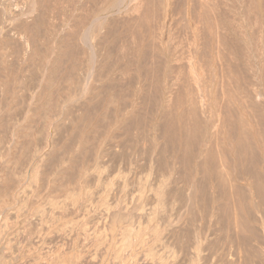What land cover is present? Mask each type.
<instances>
[{
	"label": "rangeland",
	"instance_id": "rangeland-1",
	"mask_svg": "<svg viewBox=\"0 0 264 264\" xmlns=\"http://www.w3.org/2000/svg\"><path fill=\"white\" fill-rule=\"evenodd\" d=\"M263 196L264 0H0V264H262Z\"/></svg>",
	"mask_w": 264,
	"mask_h": 264
},
{
	"label": "bare ground",
	"instance_id": "bare-ground-1",
	"mask_svg": "<svg viewBox=\"0 0 264 264\" xmlns=\"http://www.w3.org/2000/svg\"><path fill=\"white\" fill-rule=\"evenodd\" d=\"M86 79H87V77H86ZM87 81H88V80H87ZM95 83H96V82H95ZM66 94H67V93H66ZM200 98H201V97H200ZM101 100H102V99H101ZM203 100H204V99H203ZM90 101H91V100H90ZM110 101H111V100H110ZM112 104H113V103H112ZM204 106H205V105H203V107H204ZM55 110H56V109H55ZM191 111H192V110H191ZM54 112H55V111H54ZM192 112H193V111H192ZM65 116H66V115H65ZM65 116H64V118H65ZM53 119H54V118H53ZM194 123H195V122H194ZM191 124H192V123H191ZM188 125H189V123H188ZM57 127H58V126H57ZM189 127H190V126H189ZM185 128H186V127H185ZM187 129H189V128H187ZM52 130H53V129H52ZM54 130H56V129H54ZM54 130H53V131H54ZM104 131H106V130H104ZM191 131H193V130H191ZM196 131H197V130H196ZM187 133H188V132H187ZM247 134H248V133H247ZM51 135H52V134H51ZM181 137H182V136H181ZM43 142H44V141H43ZM191 142H192V141H191ZM53 147H54V146H53ZM53 147H52V148H53ZM52 148H51V149H52ZM49 149H50V148H49ZM42 151H43V150H42ZM205 152H206V151H205ZM207 153H208V152H207ZM238 153H239V152H238ZM205 154H206V153H205ZM64 155H65V154H64ZM41 157H43V156H41ZM87 157H88V156H87ZM185 157H186V156H185ZM204 157H205V156H204ZM43 158H44V157H43ZM43 158H42V160H43ZM88 158H89V157H88ZM94 158H95V157H94ZM186 158H187V157H186ZM85 159H86V158H85ZM64 160H65V159H64ZM103 160H104V159H103ZM91 161H93V160H91ZM223 161H224V160H223ZM85 162H86V161H85ZM203 162H204V160H203ZM102 163H103V162H102ZM104 163H105V162H104ZM220 163H221V162H220ZM100 164H101V163H100ZM102 165H103V164H102ZM104 165H105V164H104ZM96 166H97V165H96ZM200 166H201V165H200ZM202 166H203V165H202ZM109 167H110V166H109ZM84 168H85V167H84ZM96 169H97V168H96ZM202 169H203V168H202ZM77 170H78V169H77ZM203 170H204V169H203ZM89 171H90V170H89ZM94 171H95V168H94ZM94 171H93V172H94ZM97 171H98V170H97ZM97 171H96V172H97ZM102 171L104 172V170H102ZM111 171H112V170H111ZM204 171H205V170H204ZM222 171H223V170H222ZM222 171H220V172H221V173H224V172H222ZM224 171H225V170H224ZM96 172H95V173H96ZM98 172H99V171H98ZM98 172H97V174H98ZM74 173H75V172H74ZM86 173H87V172H85V175H86ZM89 173H90V172H89ZM216 173H218V172H216ZM221 173H220V174H221ZM87 174H88V173H87ZM90 174H91V173H90ZM241 174H242V173H241ZM71 175H72V174H71ZM82 175H83V174H82ZM116 175H117V174H116ZM118 175H119V174H118ZM138 175H139V174H138ZM223 175H224V174H223ZM134 176H135V175H134ZM210 176H211V175H210ZM219 176H220V175H219ZM221 176H222V174H221ZM122 177H123V176H122ZM222 177H223V176H222ZM224 177L226 178V176H224ZM74 178H75V177H74ZM88 178H89V177H88ZM96 178H97V176H96ZM101 178H102V177H101ZM104 178H105V177H104ZM106 178H107V177H106ZM117 178H118V177H117ZM220 178H221V177H220ZM127 179H128V178H127ZM143 179H144V178H143ZM226 179L228 180V178H226ZM231 179H232V178H231ZM71 180H72V179H71ZM108 180H109V179H108ZM112 180H113V179H112ZM120 180H121V179H120ZM122 180H124V179H122ZM139 180H140V179H139ZM224 180H225V179H224ZM251 180H252V179H251ZM114 181H115V180H114ZM116 181H118V179H117ZM141 181H142V180H141ZM77 182H78V181H77ZM95 182H96V181H95ZM143 182H145V180H144ZM157 182H158V180H157ZM162 182H163V181H162ZM240 182H241V181H240ZM83 183H84V182H83ZM121 183H123V182H121ZM159 183H161V181H160ZM224 183H225V182H224ZM248 183H249V182H248ZM118 184H119V183H118ZM140 184H141V183H140ZM143 184H144V183H142L141 185H143ZM146 184H147V183H146ZM228 184H229V183H228ZM83 185H84V184H83ZM113 185H114V184H113ZM119 185H120V184H119ZM138 185H139V184H138ZM210 185H211V184H210ZM217 185H219V184H217ZM255 185H257V184H255ZM76 186L78 187V185H76ZM106 186H107V185H106ZM108 186H109V185H108ZM60 187H62V186H60ZM74 187H75V186H74ZM100 187H102V186H100ZM100 187H99V188H100ZM109 187H110V186H109ZM111 187H112V185H111ZM114 187H115V186H114ZM159 187H160V186H159ZM161 187H163V186H161ZM216 187H217V186H216ZM240 187H241V186H240ZM85 188H87V187H85ZM85 188H84V189H85ZM154 188H155V187H154ZM256 188H257V187H256ZM262 188H263V187H262ZM61 189H62V188H61ZM103 189H105V188H103ZM107 189H108V188H107ZM124 189H125V187H124ZM142 189H143V188H142ZM156 189H157V188H156ZM158 189H159V188H158ZM44 190H45V189H44ZM75 190H76V188H75ZM75 190H73V191H75ZM79 190H81V189H79ZM79 190L77 189V191H79ZM128 190H129V189H128ZM135 190H136V189H135ZM154 190H155V189H154ZM159 190H160V189H159ZM161 190H162V189H161ZM223 190H224V189H223ZM262 190H263V189H262ZM83 191H84V190H83ZM140 191H141V190H140ZM156 191H157V190H156ZM162 191H163V190H162ZM80 192H81V191H80ZM86 192H88V191L86 190ZM141 192H143V191H141ZM160 192H161V191H160ZM165 192H166V191H165ZM227 192H228V191H227ZM230 192H231V191H230ZM232 192H233V191H232ZM257 192H258V191H257ZM62 193H63V191H62ZM68 193H69V192H66L67 195H68ZM76 193H77V192H76ZM78 193H79V192H78ZM83 193H84V192H83ZM129 193H130V192H129ZM157 193H158V192H157ZM223 193H224V192H223ZM69 194H70V193H69ZM71 194H72V193H71ZM73 194H74V193H73ZM73 194H72V195H73ZM88 194H90V193L88 192ZM119 194H120V193H119ZM140 194H141V193H140ZM151 194H152V193H151ZM158 194H159V193H158ZM160 194H161V193H160ZM257 194H258V193H257ZM74 195L76 196L77 194H74ZM83 195H84V194H83ZM83 195H82V196H83ZM123 195H124V194H123ZM125 195H126V194H125ZM162 195H163V194H162ZM170 195H171V194H170ZM84 196H86V194H85ZM90 196L92 197V195H90ZM153 196H154V195H153ZM153 196H151V197L153 198ZM158 196H159V195H158ZM63 197H64V196H63ZM69 197H70V196H69ZM73 197H74V196H73ZM77 197H78V196H77ZM77 197H76V198H77ZM114 197H115V196H114ZM140 197H141V196H140ZM238 197H239V196H238ZM240 197H241V196H240ZM263 197H264V196H263ZM78 198H79V197H78ZM88 198H89V197H88ZM97 198H98V197H97ZM138 198H139V197H138ZM148 198H149V197H148ZM163 198H164V197H163ZM163 198H162V199H163ZM171 198H172V197H171ZM64 199H66V197H65ZM67 199H68V197H67ZM83 199H84V197H83ZM122 199H123V198H122ZM140 199H141V198H140ZM153 199H154V198H153ZM155 199H156V198H155ZM160 199H161V198H160ZM165 199H166V198H165ZM167 199H169V198H167ZM74 200H75V198H74ZM76 200H80V199H76ZM81 200H82V199H81ZM86 200H87V198H86ZM86 200H85V202H87ZM89 200H90V199H89ZM93 200H94V199H93ZM114 200H116V199H114ZM114 200H113V201H114ZM133 200H134V199H133ZM157 200H158V199H157ZM172 200H173V199H172ZM128 201H129V200H128ZM131 201H132V199H131ZM143 201H144V200H143ZM169 201H170V200H169ZM60 202H61V200H60V201L58 200V203H60ZM63 202H64V200H63ZM88 202H89V201H88ZM107 202H108V201H107ZM117 202H119V201H117ZM158 202H160V201L158 200ZM234 202H235V201H234ZM244 202H245V201H244ZM54 203H55V202H54ZM54 203H53V204H54ZM61 203H62V202H61ZM72 203H73V202H72ZM72 203H71V204H72ZM79 203H80V202H79ZM98 203H99V202H98ZM104 203H106V202H104ZM114 203L116 204V202H114ZM122 203H123V202H122ZM237 203H238V202H237ZM74 204H75V203H74ZM76 204H78V203H76ZM81 204H82V201H81ZM91 204H92V203H91ZM149 204H151V202H149ZM149 204H148V207H149ZM154 204H155V203H154ZM162 204H163V203H162ZM169 204H170V203H169ZM235 204H236V203H235ZM238 204H239V203H238ZM49 205H50V203H49ZM58 205H59V204H58ZM61 205H62V204H61ZM67 205H68V204H67ZM86 205H87V204H86ZM98 205H99V204H98ZM100 205H101V203H100ZM108 205H109V204H108ZM119 205H120V204H119ZM152 205H153V203H152ZM163 205H164V204H163ZM172 205H173V204H172ZM178 205H179V204H178ZM212 205H213V204H212ZM240 205H241V204H240ZM244 205H245V204H244ZM43 206H44V205H43ZM47 206H48V205H47ZM53 206H54V205H53ZM91 206H92V205H91ZM128 206H129V205H128ZM153 206H154V205H153ZM155 206H156V205H155ZM175 206H176V205H175ZM196 206H197V205H196ZM207 206H208V204H207ZM253 206H254V205H253ZM253 206H251V207L253 208ZM55 207H56V206H55ZM59 207H60V205H59ZM59 207H58V209H59ZM69 207H70V206H69ZM71 207H72V206H71ZM81 207H82V209L84 208L82 205H81ZM98 207H100V206H98ZM140 207H141V206H140ZM144 207H145V206H144ZM151 207H152V206H151ZM156 207H157V206H156ZM163 207H164V206H163ZM178 207H179V206H177V208H178ZM181 207H182V206H181ZM188 207H189V206H188ZM208 207H209V206H208ZM238 207H239V206H238ZM260 207H261V206H260ZM46 208H47V207H46ZM49 208H51V206H50ZM61 208H62V207H61ZM63 208H64V207H63ZM100 208H101V207H100ZM106 208H107V207H106ZM124 208H125V206H124ZM128 208H130V207H128ZM141 208H142V207H141ZM141 208H140V209H141ZM164 208H165V207H164ZM245 208H246V207H245ZM40 209H41V208H40ZM43 209H44V208H43ZM55 209H56V208H55ZM55 209H54V210H55ZM58 209H56V210L59 211ZM84 209L86 210L87 208H84ZM101 209H102V208H101ZM109 209H110V207H109ZM142 209H144V208H142ZM149 209H150V208H149ZM189 209H190V207H189ZM239 209H240V208H239ZM262 209H263V208H262ZM56 210H55V211H56ZM63 210H64V209H63ZM63 210H62V211H63ZM66 210H68V209H66ZM72 210H73V209H72ZM80 210H81V209H80ZM90 210H91V208H90ZM110 210H111V209H110ZM110 210H109V211H110ZM126 210H127V209H126ZM128 210H129V209H128ZM136 210H137V209H136ZM152 210H153L152 208H151V210H148V213H150L149 211H151V214L146 213V214H144V215H139V217L142 216V217L145 219V222L147 223V221H148V220L150 219V217H152V215H153L152 212H154V211H152ZM154 210H155V209H154ZM161 210H162V209L160 208V211H161ZM170 210H172V209L170 208ZM181 210H182V209H181ZM186 210H187V209H186ZM193 210H194V207H193ZM45 211H46V210H45ZM47 211H48V209H47ZM60 211H61V210H60ZM109 211H108V212H109ZM114 211H115V210H114ZM124 211H125V210H124ZM138 211H140V210H138ZM138 211H137V212H138ZM143 211L146 212V210H143ZM155 211H156V210H155ZM162 211H165V210H162ZM178 211H179V210H178ZM214 211H215V210H214ZM222 211H223V210H222ZM238 211H239V210H238ZM89 212H90V211H89ZM103 212H104V211H103ZM103 212H102V214H103ZM110 212H111V211H110ZM132 212H133V211H132ZM141 212H142V211H141ZM187 212H188V211H187ZM215 212H218V211H215ZM36 213H38V210H37ZM44 213H45V212H44ZM44 213H43V214H44ZM57 213H58V212H57ZM111 213H113V212H111ZM120 213H121V212H120ZM133 213H134V212H133ZM160 213H161V212H160ZM160 213H159V214H160ZM162 213H163V212H162ZM193 213H194V212H193ZM197 213H198V212H197ZM200 213H201V212H200ZM227 213H228V210H227ZM235 213H236V212H235ZM46 214H47V213H46ZM46 214H45V215H46ZM70 214H71V213H70ZM77 214H78V213H77ZM81 214H82V213H81ZM106 214H107V213H106ZM113 214H114V213H113ZM113 214H112V215H113ZM134 214H135V213H134ZM154 214H155V212H154ZM167 214H168V213H167ZM179 214H180V213H179ZM224 214H225V212H224ZM229 214H230V213H229ZM229 214H228V216H229ZM40 215H41V214H40ZM55 215H56V213H55ZM63 215H64V214H63ZM104 215H105V214H104ZM107 215L109 216V213H108ZM110 215H111V214H110ZM114 215H115V214H114ZM114 215H113V216H114ZM121 215H123V214H121ZM175 215H176V214H175ZM180 215H181V214H180ZM214 215H215V214H214ZM238 215H239V214H238ZM258 215H259V214H258ZM41 216H42V215H41ZM49 216H50V215H49ZM91 216H92V215H91ZM136 216H137V215H136ZM190 216H192V215H190ZM190 216H189V217H190ZM234 216H235V215H234ZM247 216H249V215L247 214ZM53 217H55V216L53 215ZM53 217H52V218H53ZM63 217H65V216H63ZM63 217H62V218H63ZM110 217H111V216H110ZM114 217H115V216H114ZM123 217H124V216H123ZM134 217H135V215H134ZM157 217H158V216H157ZM172 217H173V216H172ZM211 217H212V216H211ZM37 218H38V217H37ZM80 218H81V216H80ZM108 218H109V217H108ZM111 218L113 219V217H111ZM129 218H132V217H129ZM136 218H137V217H136ZM153 218H154V216H153ZM213 218H214V217H213ZM242 218H243V217H242ZM82 219H83V218H82ZM88 219H89V218H88ZM88 219H87V220H88ZM91 219H93V218H91ZM106 219H107V218H106ZM114 219H115V218H114ZM118 219H121V217L118 218ZM118 219H117V220H118ZM158 219H160V216H159ZM174 219H175V218H174ZM174 219H173V220H174ZM193 219H195V218H193ZM205 219H206V218H205ZM235 219H236V218H235ZM235 219H233L234 222H235ZM54 220H56V219H54ZM89 220H90V219H89ZM109 220H110V218H109ZM130 220H131V219H130ZM132 220H133V219H132ZM152 220H154V219H152ZM152 220H151V221H152ZM163 220H164V219H163ZM179 220H180V219H179ZM181 220H182V219H181ZM197 220H198V219H197ZM202 220H203V219H202ZM242 220H243V219H242ZM252 220H253V219H252ZM35 221H36V220H35ZM56 221H57V220H56ZM56 221H54V222H56ZM104 221H105V220H104ZM122 221H123V220H122ZM133 221H134V220H133ZM159 221H160V220H159ZM168 221H169V219H168ZM221 221H223V220H221ZM262 221H263V220H262ZM101 222H102V221H101ZM106 222H107V221H106ZM115 222H116V221H115ZM129 222H130V221H129ZM142 222H143V219H142ZM145 222H144V224H145ZM148 222H150V221H148ZM161 222H162V220H161ZM164 222H165V221H164ZM176 222H177V221H176ZM195 222H196V221H195ZM230 222H232V220H230ZM251 222H252V221H251ZM37 223H38V222H37ZM86 223H87V222H86ZM102 223H104V222H102ZM110 223H112L111 220H110ZM117 223H118V222H117ZM117 223H116V225H117ZM126 223H127V222H126ZM138 223H139V222H138ZM138 223H137L136 225H139V224H140V223H139V224H138ZM183 223H184V222H183ZM187 223H188V222H187ZM219 223H220V222H219ZM232 223H233V222H232ZM38 224H39V223H38ZM53 224H54V223H53ZM72 224H73V223H72ZM87 224H88V223H87ZM89 224H90V222H89ZM93 224H94V223H93ZM113 224H114V223H113ZM128 224H129V223H128ZM148 224H149V223H147V225H148ZM163 224H164V223H163ZM170 224H171V223H170ZM184 224H185V223H184ZM192 224H193V223H192ZM221 224H222V223H221ZM238 224H239V223H238ZM238 224H236V225H238ZM248 224H249V223H248ZM48 225H49V223H48ZM59 225H60V224H59ZM76 225H77V224H76ZM85 225H86V224H85ZM134 225H135V223H134ZM136 225H135V226H136ZM142 225H143V224H142ZM154 225H155V224H153V226H154ZM164 225H165V224H164ZM179 225H180V224H179ZM182 225H183V224H182ZM196 225H197V224H196ZM234 225H235V224H234ZM242 225H243V224H242ZM57 226H58V225H57ZM73 226H74V225H73ZM139 226H140V225H139ZM145 226H146V224L143 225L142 227L145 228ZM148 226H149V225H148ZM172 226H173V225H172ZM180 226H181V225H180ZM243 226H244V225H243ZM68 227H69V226H68ZM110 227H111V226H110ZM110 227H109V228H110ZM130 227H131V226H130ZM154 227H155V229H153V231L151 232V234H148V233H147V235H146V233L143 234V229H138V228H137V230H136L135 232H133V233L130 232V233H131V235L134 234V239H135L136 241H138V244H136L137 246H143L142 244L145 243V242H147L146 240H147L148 238H151V239L154 240V241L157 240L158 243L156 242L157 244H156V246L153 248V249H156L157 254H156V252H154V253L151 252V256H152V258L155 259V261H156L155 263H156V264H172V263H175L176 258L179 257V255L177 254V252L180 250V247L178 246V247H179V250H177V248H176L177 251H174L175 248L172 249L173 246H172V248H170V246H171L172 244H171L170 246H167V244L165 245L163 242H161V240L158 241L159 239H156V238H157L158 236H159V238H161V239H162V237H165V236H166V235H165V232H166V231H165L164 234H163V235H165V236H162V235H161L162 237H160V234H159V231H160L159 226L157 225V227H156V226H154ZM163 227H164V226H163ZM170 227H171V226H170ZM175 227H176V226H175ZM178 227H179V226H178ZM263 227H264V226H263ZM46 228H47V227H46ZM62 228H63V227H62ZM81 228H82V227H81ZM117 228H118V227H117ZM147 228H148V227H147ZM160 228H162V227L160 226ZM181 228H182V226H181ZM199 228H200V227H199ZM239 228H240V227H239ZM256 228H257V227L255 226V229H256ZM66 229H67V227H66ZM86 229H87V228H86ZM94 229H95V228H94ZM102 229H103V228H102ZM113 229H114V227H113ZM113 229H112V230H113ZM125 229H126V228H125ZM125 229H124V230H125ZM145 229H146V228H145ZM166 229H167V228H166ZM166 229H165V230H166ZM183 229H184V228H183ZM214 229H215V228H214ZM214 229H213V230H214ZM216 229H217V228H216ZM244 229H245V228H244ZM258 229H259V228H258ZM72 230H73V229H72ZM78 230H79V229H78ZM82 230H83V229H82ZM84 230H85V229H84ZM103 230H104V229H103ZM115 230H116V229H115ZM117 230H118V229H117ZM179 230H180V229H179ZM190 230H191V229H190ZM197 230H198V229H197ZM202 230H203V229H202ZM68 231H70V230H68ZM68 231H67V232H68ZM121 231H122V230H121ZM121 231H120V232H121ZM127 231H130V229H127ZM144 231H145V230H144ZM148 231H149V230H148ZM150 231H151V230H150ZM169 231H170V230H169ZM176 231H177V230H176ZM204 231H205V229H204ZM219 231H220V230H219ZM240 231H241V230H240ZM67 232H66V233H67ZM174 232H175V231H174ZM187 232H188V231H187ZM192 232H193V231H192ZM194 232H195V231H194ZM201 232H202V231H201ZM206 232H207V230H206ZM228 232H229V231H228ZM259 232H260V231H259ZM62 233H63V231H62ZM64 233H65V231H64ZM71 233H72V232H71ZM71 233H70V234H71ZM88 233H89V232H88ZM95 233H96V232H95ZM122 233H123V232H122ZM122 233H120V234H122ZM149 233H150V232H149ZM185 233H186V232H185ZM208 233H209V232H208ZM213 233H214V232H213ZM112 234H113V233H112ZM202 234H203V233H202ZM210 234H211V232H210ZM190 235H191V234H190ZM192 235H193V234H192ZM200 235H201V234H200ZM212 235H213V234H212ZM235 235H236V234H235ZM67 236H68V235H67ZM104 236H105V235H104ZM123 236H125V235H123ZM123 236H121V237H123ZM143 236L146 237V238H143ZM170 236H171V234H170ZM170 236H169V237H170ZM174 236H175V234H174ZM206 236H207V235H206ZM228 236H229V235H228ZM237 236H238V235H237ZM254 236H255V235H254ZM125 237H126V236H125ZM128 237H129V236H127V238H128ZM184 237H185V235H184ZM239 237H240V236H239ZM106 238H107V237H106ZM188 238H190V237H188ZM210 238H211V237H210ZM215 238H216V237H215ZM240 238H241V237H240ZM245 238H246V237H245ZM121 239L125 240L124 243H125V244L127 243L125 247H128V244H129L128 241H127L126 239H124V238H121ZM165 239H166V238H165ZM171 239H172V238H171ZM174 239H175V238H174ZM192 239H193V238H192ZM197 239H198V238H197ZM203 239H204V238H203ZM206 239H207V238H206ZM223 239H224V238H223ZM227 239H228V237H227ZM163 240H164V239H162V241H163ZM169 240H170V239H169ZM176 240H177V239H176ZM188 240H189V239H188ZM198 240H199V239H198ZM256 240H257V239H256ZM258 240H259V239H258ZM126 241H127V242H126ZM133 241H134V240H133ZM136 241H135V242H136ZM181 241H182V240H181ZM185 241H186V240H185ZM202 241H203V240H202ZM211 241H212V240H211ZM250 241H251V240H250ZM252 241H253V239H252ZM252 241H251V242H252ZM103 242H104V241H103ZM107 242H108V241H107ZM148 242H149V241H148ZM166 242H167V241H166ZM199 242H200V241H199ZM112 243H113V242H112ZM171 243H173V242H171ZM235 243H236V242H235ZM243 243H245V241H244ZM130 244H131V243H130ZM130 244H129V245H130ZM134 244H135V243H134ZM185 244H186V243H185ZM198 244H199V243H198V242L196 243L195 238H194V239H193V242H191V249H190V248H189L190 250L187 249L189 246H188L187 248H184L185 250H187V251L190 252V254H188V255H189V256H188L189 258H190V255H192V256H191V259H194L193 256H196V257L199 256L198 254H200V253H199V248H198L199 245H198ZM200 244H201V243H200ZM98 245H99V244H97V246H98ZM122 245H123V243H122ZM122 245H120L121 248H122ZM136 245H135V246H136ZM202 245H203V244H202ZM244 245H245V244H244ZM244 245H243V246H244ZM260 245H261V244H260ZM94 246H95V245H94ZM153 246H154V245H153ZM153 246H152V247H153ZM182 246H183V245H182ZM184 246H185V245H184ZM186 246H187V245H186ZM186 246H185V247H186ZM224 246H225V245H224ZM95 247H96V246H95ZM106 247H108V246H106ZM114 247H115V246H114ZM125 247H124V249H125ZM130 247H131V246H130ZM174 247H176V246H174ZM202 247H203V246H202ZM204 247H206V246H204ZM217 247H218V246H217ZM245 247H246V245H245ZM247 247H248V246H247ZM132 248H133V247H132ZM134 248H136V247H134ZM134 248H133V249H134ZM140 248H142V247H139L138 249H140ZM182 248H183V247H182ZM207 248H208V247L203 248V249H207ZM219 248H220V247H219ZM91 249H92V247H91ZM96 249H97V248H96ZM96 249H95V250H96ZM106 249H107V248H106ZM106 249H104V250H106ZM108 249H109V248H108ZM117 249H118V248H117ZM124 249H123V250H124ZM142 249H143V248H142ZM146 249H147V248H146ZM148 249H149V248H148ZM153 249H152L151 251H154ZM212 249H213V248H212ZM134 250H136V249H134ZM134 250H133V251H134ZM207 250H208V249H207ZM207 250H204V252L207 251ZM214 250H215V249H214ZM223 250L225 251V249H223ZM136 251H137V250H136ZM136 251H135V252H136ZM138 251H139V250H138ZM148 251L150 252V249H149ZM148 251H147V253H148ZM180 251L182 252V250H180ZM180 251H179V252H180ZM183 251H184V250H183ZM210 251H212V250H210ZM258 251H259V250H258ZM121 252H123V251L121 250ZM181 252H180V253H181ZM200 252H201V251H200ZM204 252H203V253H204ZM263 252H264V251H263ZM93 253H94V252H93ZM124 253H125V252H124ZM127 253H128V252H127ZM132 253H133V252H132ZM139 253H140V252H139ZM141 253H142V251H141ZM180 253H179V254H180ZM184 253H185V251H184ZM219 253H220V252H219ZM222 253H223V252H222ZM231 253H232V252H231ZM234 253H237V252H235V250H234ZM259 253H260V252H259ZM99 254H101V253H99ZM114 254H115V252H114ZM119 254H120V253H119ZM135 254H136V253H135ZM145 254H146V253H145ZM201 254H202V253H201ZM205 254H206V253H205ZM205 254H204V256H206ZM209 254H210V252H209ZM209 254H208V255H209ZM220 254H221V253H220ZM244 254H245V253H244ZM110 255H111V254H110ZM143 255H144V254H143ZM146 255H147V254H146ZM148 255H149V254H148ZM177 255H178V256H177ZM210 255H212V252H211ZM210 255H209V257H211ZM218 255H219V254H218ZM227 255H228V254H227ZM230 255L233 256V254H230ZM234 255H235V254H234ZM238 255H239V254H238ZM257 255H258V254H257ZM260 255H261V254H260ZM98 256H99V255H98ZM114 256H115V255H114ZM114 256H113L112 259H114V258L116 259V257H114ZM134 256H135V255H134ZM180 256H181V254H180ZM212 256H213V255H212ZM215 256H216V255H215ZM224 256H225V255H224ZM228 256H229V255H228ZM244 256H246V255H244ZM101 257H102V256H101ZM124 257H125V255H124ZM132 257H133V256H132ZM139 257H141V255H140ZM192 257H193V258H192ZM196 257H195V258H196ZM236 257H237V255H236ZM258 257H259V256H258ZM261 257H263V255H262ZM91 258H92V257H91ZM94 258H95V257H94ZM121 258H122V257H121ZM130 258H131V257H130ZM137 258H138V257H137ZM144 258H145V257H144ZM146 258L148 259V257H146ZM189 258H188V260H189V261H188V264H189V262H190V264H193V263H196V262L198 263V261H199V260H198L199 258H197L198 261H196V259H194L195 262H194V260H193V262H191L192 260L189 259ZM204 258H205V257H204ZM214 258H215V257H214ZM218 258H219V257H218ZM225 258H227V257H225ZM228 258H229V257H228ZM230 258H231V257H230ZM238 258H239V257H238ZM241 258H242V257H241ZM248 258H249V257H248ZM115 259H114V260H115ZM125 259H127V258H125ZM125 259H124V261H125ZM133 259H134V257H133ZM149 259H150V258H149ZM212 259H213V258H212ZM231 259H232V258H231ZM231 259H229L228 262H229ZM244 259H245V258H244ZM244 259H243V260H244ZM246 259H247V257H246ZM254 259H255V258H254ZM110 260H111V259H110ZM114 260H113V261H114ZM131 260H132V259H131ZM178 260H179V259H178ZM180 260H182V259H180ZM190 260H191V261H190ZM204 260H205V259H204ZM217 260H218V259H217ZM219 260H221V257H220ZM222 260H223V259H222ZM225 260H226V259H225ZM237 260H239V259H237ZM241 260H242V259H241ZM107 261H108V260H107ZM116 261H119V260L116 259ZM116 261H114V262H116ZM120 261H121V260H120ZM138 261H139V260H137V262H138ZM146 261H147V260H146ZM149 261H150V264H151L152 261H151V260H149ZM201 261H202V260H201ZM208 261H209V260H208ZM215 261H216V260H215ZM239 261H240V260H239ZM247 261H248V260H247ZM250 261H251V260H250ZM93 262H94V261H93ZM108 262H109V261H108ZM122 262H123V261H122ZM130 262H131V261H130ZM179 262H181V261H179ZM202 262H203V261H202ZM213 262H214V261H213ZM218 262H219V261H218ZM241 262H242V264H243V261H241ZM251 262H252V261H251ZM258 262H259V261H258ZM97 263H99V262H97ZM120 263H121V262H120ZM128 263H129V262H128ZM155 263H154V264H155ZM183 263H185V262H183ZM221 263H222V262H221ZM248 263H249V261H248ZM263 263H264V262H263ZM263 263H262V264H263ZM111 264H112V262H111ZM124 264H125V262H124ZM141 264H142V263H141ZM143 264H144V263H143ZM147 264H148V262H147ZM177 264H178V263H177ZM180 264H181V263H180ZM204 264H206V263H204ZM210 264H211V260H210ZM229 264H237V262H236L235 259H234V260L231 261V263H229ZM238 264H239V263H238ZM240 264H241V263H240ZM246 264H247V262H246Z\"/></svg>",
	"mask_w": 264,
	"mask_h": 264
}]
</instances>
